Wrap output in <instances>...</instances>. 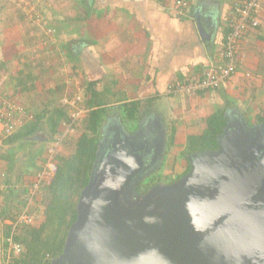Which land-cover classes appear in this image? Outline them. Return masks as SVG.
I'll return each mask as SVG.
<instances>
[{
    "label": "crops",
    "instance_id": "obj_1",
    "mask_svg": "<svg viewBox=\"0 0 264 264\" xmlns=\"http://www.w3.org/2000/svg\"><path fill=\"white\" fill-rule=\"evenodd\" d=\"M73 1L0 0V88L12 98L16 96L19 103L22 98L24 107H31L32 91L42 90L30 78L38 80L41 72L32 73L25 68L26 63L11 64L14 60L31 59L36 53L40 55L39 61H43V76H57L56 69L67 63L74 72L69 73V81L76 75L83 77L84 91L89 86L90 92L99 93L100 100L111 99V103L103 102L105 107L114 105V101L120 105L138 101L136 119L154 109L163 114V122L172 121L173 140L169 139L170 133L168 142L172 148L177 146L179 155L187 135L199 133L207 116L217 110L221 109L226 119L241 116L248 128L264 121V10L260 25L250 28L241 43L243 58L236 73L219 88L187 97L171 94L168 87L200 76L218 58L224 48L232 0H190L182 14L177 12L174 0ZM76 4L85 8L84 15L71 13L72 5ZM77 19L82 23L85 20V24H78ZM16 74L18 81L23 77L30 83L23 93L18 91V83L17 88L13 87L12 80L6 78ZM64 80L67 85V78ZM10 83L12 91L7 87ZM102 95L104 98H100ZM185 111L191 113L189 121L179 116ZM23 148L33 151L29 146ZM164 158L163 172L167 169L172 172L174 155L165 154ZM10 164L7 171L10 176L15 177L23 170L12 169ZM3 180L0 178V198L9 193ZM4 206H0V212ZM1 228L0 221V258Z\"/></svg>",
    "mask_w": 264,
    "mask_h": 264
},
{
    "label": "water",
    "instance_id": "obj_2",
    "mask_svg": "<svg viewBox=\"0 0 264 264\" xmlns=\"http://www.w3.org/2000/svg\"><path fill=\"white\" fill-rule=\"evenodd\" d=\"M161 116L154 109L140 117L129 137L123 135V124L108 130L103 120L77 218L51 264H264L263 216L241 212L221 218L253 188L251 175L229 166L264 135V121L248 128L241 116L226 119L217 150L191 154V169L179 180L158 183L143 194L135 191V200L124 204L131 179L139 180L136 174L158 155L153 148L159 145L166 154ZM241 140L243 150H238ZM141 155H147L144 163L137 159ZM254 162L250 157L242 163Z\"/></svg>",
    "mask_w": 264,
    "mask_h": 264
},
{
    "label": "trees",
    "instance_id": "obj_3",
    "mask_svg": "<svg viewBox=\"0 0 264 264\" xmlns=\"http://www.w3.org/2000/svg\"><path fill=\"white\" fill-rule=\"evenodd\" d=\"M26 85L27 83L24 81L22 85L19 86L20 89L18 91L22 93L25 92V90L29 88L27 87L28 85ZM89 89L90 87L88 86L87 90L90 92ZM53 90L55 91V89L49 88V92L53 93ZM1 91L5 92L6 90L2 88ZM98 96V92H90L89 97L82 103V106L87 108V110L73 125V128L75 127L80 133L78 137L75 139L73 138L71 141L74 145V150L67 154H59L58 151L54 154L52 161L56 165V170L49 181H40L38 185L39 189L35 194H31L28 186L23 185L22 191L18 194V198L13 199H17V204H15L16 207H14L13 202L12 205L11 202H9V205L4 206L1 210V264H51V260L62 252L68 229L77 218L76 205L78 198L81 190L88 183L90 171L96 158V150L100 137V126L106 113V107ZM68 97H72V95ZM61 98L60 95V97H56L53 101L50 100L45 102L38 112V115L34 114L33 119L24 121L11 134L2 136L0 143L1 175L4 173L6 174L8 171L9 162L13 157V148L16 144L22 145L21 143H31L32 145L33 141H30L32 140L31 136L38 131L39 124L43 118L46 117L47 119L46 122L48 123L50 132L49 141L54 140L55 137L60 134L62 123H69L70 105L63 103ZM13 99L18 102L16 96H14ZM138 103V101H131L121 104L125 110V115L123 117H125L127 121L132 122L136 120ZM51 104H53V106ZM49 106L50 108L48 109ZM24 108L28 112L33 111L32 107ZM205 122L206 125L201 132L189 134L186 137L183 149L180 152V156L184 158L186 162L184 169L173 175L161 173L159 178L156 176L151 177L147 184H138L135 187L137 193H145L148 188L158 184L159 181L163 183H172L179 180L191 169L188 158L191 154L197 151H215L219 148L217 137L223 132L226 124L224 112L221 109L213 112L211 115L207 116ZM169 139L170 141L173 140L172 134ZM68 143L66 139L63 141V144L66 146L69 145ZM44 155H46V153H44ZM41 169L42 166L37 167L33 173H39ZM5 174L3 182L7 184L9 193L15 194V183L17 180L12 182L9 180L11 178L9 174ZM20 178L19 174L17 179L19 180ZM35 179L37 180V177ZM19 182L23 184L21 180H19ZM38 193L41 197L40 203L43 205L42 213L44 219L38 223L34 217L31 223L22 222L19 223L18 227H15L14 223L18 217L17 212L25 208L30 212L27 207L28 202L32 197L36 198ZM22 194H24V196ZM11 208L15 209L11 211ZM5 219H8V222H5ZM8 237H12L14 243L20 245L21 250L17 254L14 251L8 252Z\"/></svg>",
    "mask_w": 264,
    "mask_h": 264
},
{
    "label": "rangeland",
    "instance_id": "obj_4",
    "mask_svg": "<svg viewBox=\"0 0 264 264\" xmlns=\"http://www.w3.org/2000/svg\"><path fill=\"white\" fill-rule=\"evenodd\" d=\"M74 2H75V0L73 1V3ZM76 3H78V2H76ZM72 7L73 8H72L71 13L77 12L80 15H84V13L86 12L85 8L80 4H76L74 6L72 5ZM33 17H34V15H33ZM69 22L71 25H74L73 19L72 20L70 19ZM76 22H78V24H81V25H83V23L85 24V20H83V23H82V20L77 19ZM39 56H40L39 54L34 53L33 57H31V59L29 57L27 60L25 59L24 61L14 60L15 63L11 64L14 66H22V64L26 63L27 65L25 68L28 67V69L30 71H32V73L35 72V73L40 74V72H41L40 76L36 75L38 77V80H37V78L32 76V78H34L33 83L36 85V83L38 82L37 89H40V87L42 89L39 92H37L36 90L32 91V98H30V102L32 104L31 105L32 110L34 111L33 114L38 115V112L40 111L42 105L45 102H48L50 100L53 101L54 99H56V97H58V96L60 97V95H61V97L63 96L62 99L64 98V96H67V97L70 95L73 96L75 93H76V95H78V93H79L81 95V99H84V100H86L89 97L90 92L88 90L84 91L83 86H81V82H82L81 79L83 77H78V75H76L75 77L74 76L71 77V80L69 81V78H70L68 76L69 73L71 72V74L73 73V75H74V72L71 71L70 66L67 63H65V65L61 64L62 67L56 69L57 70V72H56L57 76L54 75V77H51V78L48 76H46V77L43 76L42 75L43 61L42 60L39 61ZM58 73H61L60 75H62V76H58ZM17 76L18 75L16 74V75H12L11 77H6L7 80H9V81H10V79L12 80L13 87H16L15 85L17 83L19 84V86H21V84L25 81V78L23 79V77H21V79H22V83H21L20 82L21 79H20V81H18L19 78ZM24 76H26V74ZM58 77H60V78H58ZM65 78H67V80H68L67 85H66V82L64 80ZM29 84L30 83L27 82V85H29ZM12 85H11V83H10V85H7V87L10 86L11 91H12V88H11ZM47 85H48V87L50 86L51 89H55V91L53 90V93L49 92V88H47ZM66 87H68V88L66 89ZM56 89H57V91H56ZM104 96H106V95H104ZM106 97H108V95ZM100 98H104L103 95ZM19 99L22 103H25L22 98H19ZM103 102H105V104H107V103H111L112 101H111V99H109V100L107 99ZM51 105L53 106V104H51ZM49 108H50V106L48 107V109ZM85 109H87V108H85ZM115 111H116V113H115ZM106 113H105L106 116L103 119L105 122L104 126H106L108 128V130L110 128H112V130H114V129L119 128L120 124H123V129L126 131V132H123V135L124 136L126 135V137H129L130 132L132 133L134 131V129L136 127L135 124L138 125V122L140 120V118H139V119H136L135 121L133 120L132 122L127 121V119L125 117H123L125 115L124 108L119 103H115V101H114V105H106ZM119 114H121V116H119ZM190 115H191L190 111H187V112L185 111V113H180L179 116L183 117L184 120L189 121L190 117H191ZM46 121H47L46 117L41 120L39 127H38V131H36L33 135L35 139L32 138V140H30V141H33L32 145H31V143L30 144L21 143L22 145H17V146L15 145L14 146V148H13L14 152L13 153L15 155L11 158L10 167L12 169L17 168V167H20L21 169H23L20 172L21 178L19 179L23 182V184H20L19 180L17 179V176L19 174H16L15 177H13L12 175L11 176L9 175L12 178V182L17 180L15 183V185H16L15 186L16 190L14 191L15 194L7 193L5 196V195H3L4 194V192H3L2 193L3 197L1 196L2 198H0V204L1 205L4 204V205L8 206L9 202H11V205L13 202L14 207H16L15 204H17V199L16 200H13V199L18 198V194L22 191L23 185L28 186V189H29L31 194L32 193L35 194L36 191L39 189L38 188L39 186L37 188H33V186H32L33 185L32 183L36 180L35 178L37 177V174H38L36 172L35 173H33V172L35 171V169H37V167H40V166L43 167L47 163V159H46L47 156L44 155V153L46 151L45 148L47 147V144L49 141L48 137H50V132H49V128H48V123ZM165 123H166V130L165 131H166V136H167V140H168V135L170 133L172 134V131H171L172 121H171V124H170L169 120ZM262 124H264V123H262ZM257 125H255V126H257ZM203 127H205V124ZM242 127L243 126L240 127L241 131H242ZM202 129H200L199 132L202 131ZM64 130H66V125L64 126V124L62 123V126L60 128V132H64V136H63L64 138L61 140V142L58 144V147H57V151L59 154L71 153L74 150L73 149L74 145L71 141L73 138L75 139L80 134L79 131L75 127L73 128L72 131H69V132H65ZM190 131H193V129H191ZM33 136H31V137H33ZM234 136H238V133H236ZM255 136H257V135L255 134L253 136V138ZM174 138H176V141H177V138L179 139L177 134H176V136L174 135ZM65 139L68 140V142H69L68 146L63 144V141ZM235 141H237V140H235ZM50 142L51 141H49V143ZM243 142L244 141L241 140L240 147H241V145H243L242 144ZM167 144H168V146L166 148V156H167V154L168 155L171 154V155H174V157H175L174 167L172 169L173 171L169 172V170H171V169H167L166 170L167 172H163V167L165 164L163 162V158H164L163 157V149L164 148L161 150L159 145H156L155 148H153L152 152L157 153L158 155H156L152 159L153 161H151L148 165L145 164V167H144L145 171L144 172L140 171L138 174H136L137 177L141 176V178H139V180L135 181V183H134L135 177H133L130 181V185L127 187H130L132 185V183H133V185L130 187V189L126 188L124 190V193H123L122 198H121V200L124 204H128L129 202L135 200L134 198H135L136 192H135L134 188H135L136 184L145 185L149 182V179L151 177L156 176L159 178L161 176V173L173 175L174 173H177V172L179 173L180 171H182L184 169L186 162H185L184 158H182L178 154L177 146L174 145L172 148V146L169 145V142H167ZM27 146H29L31 149L33 148V151H31L29 149L27 150V148H23V147H27ZM240 147L237 149L243 150L242 147L241 148ZM15 150H18V151L15 152ZM144 151H145V149L143 150V152ZM134 157H136V156H134ZM250 157H254V159H255L254 163H252L250 165H246L248 163H242V162L247 161V159ZM138 158H139L140 162L144 163L143 160L147 159V155H141L139 157L137 156V159ZM159 158L161 160V163L158 162ZM142 166H144V165H142ZM229 167L231 168V170L232 169L233 170H235V169L240 170L241 169L240 172L243 171L244 172L243 175H247V176L251 175L250 177H251V180L253 182V188L250 192L245 193L241 198H239V200L237 201V204L233 207V209L227 211L221 218L229 219L230 217H234L237 213H241V212H244V213L252 212V213L258 214L261 217L263 216V218H264V214H262L264 211V135L260 136L259 139L252 145V147L247 149V154H245L244 156L236 157V160ZM256 171L258 172L259 175L256 174ZM22 173H23V175H22ZM4 174H2V175L0 174V178L5 179ZM6 174H8V173H6ZM248 178L249 177H247V179ZM223 179H225L226 184H228V179L226 177H223ZM159 183H163V182L159 181ZM39 193L37 194L36 198L35 197L30 198V200L28 202V206H27L28 209L30 210V212L34 215L35 219L38 221V223L44 219V215L42 213L43 212V205L40 203L41 197H40ZM131 193H132V195H131ZM22 195L24 196V194H22ZM12 209L13 208H11V211H12Z\"/></svg>",
    "mask_w": 264,
    "mask_h": 264
},
{
    "label": "built area",
    "instance_id": "obj_5",
    "mask_svg": "<svg viewBox=\"0 0 264 264\" xmlns=\"http://www.w3.org/2000/svg\"><path fill=\"white\" fill-rule=\"evenodd\" d=\"M20 3L27 0H12ZM177 12L182 14L188 7L190 0H174ZM264 0H232L231 11L227 18V34L225 37L224 48L220 51L216 61L209 63L203 70L202 74L197 77L186 78L184 81L171 84L168 88L169 92L176 96L192 97L200 92L212 90L220 87L223 82L234 75L242 62L241 43L245 39L247 31L260 25L261 12L264 10ZM0 88V143L3 135L11 134L24 121L33 119L34 114L26 111L24 106L16 102L10 93L1 91ZM63 103L70 105L69 123H65L66 130H73L76 120L87 110L82 106L85 102L81 99V95L76 93L72 97L64 96L61 99ZM63 133V134H62ZM64 132H60L54 140L46 147L47 163L37 174V180L33 183V188H37L39 182L49 181L53 176L56 165L52 161V157L57 153L58 144L64 138ZM18 217L14 223L15 227L19 223H31L34 215L23 209L17 212ZM8 252L14 251L18 253L21 250L19 244L14 243L12 237H8Z\"/></svg>",
    "mask_w": 264,
    "mask_h": 264
}]
</instances>
